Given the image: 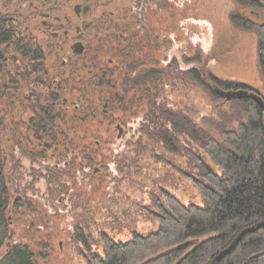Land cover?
<instances>
[{
	"label": "trees",
	"instance_id": "1",
	"mask_svg": "<svg viewBox=\"0 0 264 264\" xmlns=\"http://www.w3.org/2000/svg\"><path fill=\"white\" fill-rule=\"evenodd\" d=\"M153 1L133 0L126 13L116 15L98 0H82L81 14L88 18L79 27L86 44L81 53L72 51L57 65L49 62L65 51L58 43L61 28L43 23L45 32L51 30L44 45L17 10L0 9V249L5 247L0 264H34L25 244L5 246L11 207V180L2 148L6 132L30 163L45 164L41 172L47 185L55 187L49 188L52 193L65 188L60 173L64 177L86 168L106 172L113 162L119 170L118 160L135 166L151 157L170 164L202 199L203 206L185 205L159 189L142 206L156 223L154 230L132 232L126 241L99 232L95 250H90L86 227L74 225L73 238L86 251L85 264H264V225H259L264 222V110L251 97L227 99L223 94L261 95L246 83L221 79L195 65L180 69L175 58L165 63L164 54L160 56L164 44H154L158 54L147 57L145 47L151 44L139 47L135 42L145 30L144 15L147 8L157 13L167 5L159 7L156 0V8ZM239 3L264 12V0ZM94 9L97 14L92 17ZM229 19L233 26L255 32L258 66L264 75V22L242 13H231ZM180 80L215 99L230 100L246 119L235 129L219 128V137H214L186 108L168 101ZM137 117L141 121L129 141L130 154L111 157L114 128L119 138L121 125ZM170 156L175 162L167 159Z\"/></svg>",
	"mask_w": 264,
	"mask_h": 264
},
{
	"label": "rangeland",
	"instance_id": "2",
	"mask_svg": "<svg viewBox=\"0 0 264 264\" xmlns=\"http://www.w3.org/2000/svg\"><path fill=\"white\" fill-rule=\"evenodd\" d=\"M155 1L152 4L156 6ZM99 2L107 4L109 10L118 15L126 13L133 0ZM76 3L84 5L82 0H0V9L17 10L44 45L51 38V30L45 32L43 21L62 25L58 43L65 51L56 60L51 57L49 62L57 65L72 55L76 26L81 25L83 18H88L87 14L76 16ZM157 4L159 7L167 5L157 13H151L147 8L143 19L145 21L146 17L145 30L135 41L139 47L151 44V47H145L147 57L158 54L154 44H164L165 51H161L160 56L164 54L165 63L175 58L180 69L195 65L221 79L241 81L256 89L264 99V75L258 66L257 36L254 31L233 26L229 19L231 13H242L248 19L262 23V10L245 8L239 0H157ZM90 12L92 17L97 14L95 9ZM64 29L68 30L65 36L62 35ZM196 55L197 62H193ZM168 101L176 108H186L195 122L216 138L219 128L235 129L246 119L245 113L230 100L215 99L186 80H180ZM28 115L26 111L24 119ZM140 119L132 118L122 124L119 138V131L114 128L111 157L130 154L129 141L133 140ZM2 148L7 158V177L11 180V207L7 215L10 238L5 246L15 242L27 245L33 253L34 264H85L82 252L86 251L73 238L74 225L86 227L83 232L91 243L90 250L96 249L99 232L107 233L116 241H126L132 237V232L145 234L154 230L156 223L146 216L142 206L145 207L149 195L158 193L159 189L169 191L185 205L203 206L196 189L186 178L170 164L151 157L135 166H127L118 160L119 170L113 162L109 163L106 172L86 168L79 173L71 171L64 177L60 173L65 188L52 193L49 190L55 187L47 185L42 173L45 164L30 163L7 132L2 135ZM200 154L206 157L204 153ZM167 159L172 163V156ZM176 161L182 163L180 159Z\"/></svg>",
	"mask_w": 264,
	"mask_h": 264
},
{
	"label": "water",
	"instance_id": "3",
	"mask_svg": "<svg viewBox=\"0 0 264 264\" xmlns=\"http://www.w3.org/2000/svg\"><path fill=\"white\" fill-rule=\"evenodd\" d=\"M83 51V46L81 45V43L79 44H76L75 46V49H74V53H81ZM227 99H231V98H234V97H251L252 99H254L261 107L262 109L264 110V100L261 96L255 94V93H248L247 91H235V92H225L223 94ZM259 225H264V222L263 223H260ZM254 227H251L249 229H245L244 231H242L234 240H233V243L230 245V247H228L226 249L229 250L233 245L234 243L240 238V236L244 233V232H248V231H251L253 230ZM224 251H222L221 253H219L217 255V258H219L222 254H223Z\"/></svg>",
	"mask_w": 264,
	"mask_h": 264
},
{
	"label": "flooded vegetation",
	"instance_id": "4",
	"mask_svg": "<svg viewBox=\"0 0 264 264\" xmlns=\"http://www.w3.org/2000/svg\"><path fill=\"white\" fill-rule=\"evenodd\" d=\"M74 11H75V14H76V16L77 17H80V15H81V12H82V6H81V4H78V3H76L75 4V6H74ZM49 17V16H48ZM43 23L45 24L46 23V21H43ZM52 24V26H53V28L54 29H56V28H61V26L62 25H56V24H54L53 25V23H51ZM65 31H64V35H67V33H68V30H66V29H64ZM76 37H75V42L71 45V50L74 52V49H75V46H76V44H79V43H81V45L83 46V41H82V39H81V35H80V27L79 26H76ZM58 32H55V36H58ZM83 49H84V47H83ZM27 246V245H26ZM30 250V249H29ZM31 252V251H30ZM31 258L33 257V253L31 252ZM32 260H33V258H32ZM34 263V262H33Z\"/></svg>",
	"mask_w": 264,
	"mask_h": 264
}]
</instances>
